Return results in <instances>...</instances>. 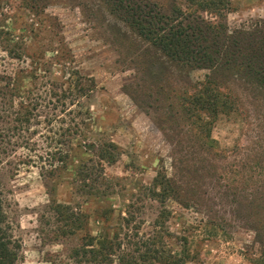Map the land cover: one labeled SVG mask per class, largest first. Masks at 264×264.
<instances>
[{
  "label": "rangeland",
  "instance_id": "1",
  "mask_svg": "<svg viewBox=\"0 0 264 264\" xmlns=\"http://www.w3.org/2000/svg\"><path fill=\"white\" fill-rule=\"evenodd\" d=\"M156 1L192 11L188 0ZM108 8L100 0H0V34L13 37L0 38V72H17L22 88L36 86L45 98L24 131L12 130L21 97L5 93L0 112L1 227L19 246L16 264H95L78 250L88 236L129 250L149 239L177 254L185 242V264H258L264 177L253 164L264 162V100L225 74L156 62L159 52ZM223 12L198 11L233 30L264 19V0H231ZM6 46L25 53L11 57ZM208 75L244 97L237 113L212 124L213 141L202 148L190 141L185 108ZM170 84L177 95L163 92ZM176 111L182 117L172 121ZM55 203L67 206L63 216Z\"/></svg>",
  "mask_w": 264,
  "mask_h": 264
},
{
  "label": "trees",
  "instance_id": "2",
  "mask_svg": "<svg viewBox=\"0 0 264 264\" xmlns=\"http://www.w3.org/2000/svg\"><path fill=\"white\" fill-rule=\"evenodd\" d=\"M100 1L109 7L110 13L128 24L130 28H133L141 36L144 43L147 41L148 47L159 52L155 56L156 62L160 58H166L168 62L177 68H207L212 74L216 73L219 76L225 74L232 78L228 82L230 81L232 85H238L239 89L244 90V94H246L245 91L248 93L253 91L258 93L264 100V19H254L245 27L229 30L228 26L222 24L221 21L206 20L198 13V11H207L216 17H220L224 13L223 11L229 8L231 0H188L192 11L188 10L186 12L176 7L165 11L156 0ZM6 33V37L0 34V38L2 37L5 39V43L9 44L13 41L12 33L8 30L4 34ZM24 47L6 46L5 50L11 57L20 58L21 54L25 53ZM144 51L148 52L149 50L144 48ZM163 62L159 61V64L161 65ZM44 64L45 62L42 65ZM157 69L158 71H151V77L156 73L157 75L160 74L161 70ZM38 70H42L43 73L49 71L45 68H38ZM0 73L4 75V78H0V80L5 84L3 88H0L2 94L0 112L6 111L8 102H6L5 93L9 91L10 97H21L24 102H20V110L14 112V115H17L15 118L17 124L12 127V130L13 132L17 130L24 131L23 127L26 128L33 118L32 110L41 105L45 98L42 94H34L35 89H37L36 86L22 88L24 86L20 85L17 72L1 71ZM42 76L45 77L43 74H36L34 77L38 79ZM207 78V81L193 86V91L190 92L191 94L188 97V105L185 108L190 122V141L200 143L202 148L204 144H209L210 140L213 141L211 138L212 124L220 118V115L229 116L237 113L238 102L244 97L236 91H232L234 93L231 94V87H228L227 83H223V80L219 79L216 82L215 78H210L209 75ZM219 83H222L223 86H219ZM164 88L167 89L165 93L167 95H177L178 93L176 86H165L162 88L163 92ZM225 89H227L226 92ZM1 90H4L3 93ZM71 90L70 88V92ZM74 90L82 91L81 88H74ZM23 94L26 95L22 96ZM55 94L56 92L51 91L52 96ZM61 99L64 98L59 99L56 96L57 103ZM176 101L177 99L174 102ZM183 102H186L185 99ZM48 103H52V100ZM48 103L45 105H48ZM175 114H177H173L175 118L172 115L170 116L172 121L181 119L182 115L178 114V111ZM204 116L207 117V120L204 119ZM74 127L76 128L75 125ZM70 129L72 127H68V130ZM60 135L62 136V134ZM57 143L62 144L63 142L58 139ZM193 147L194 145L190 148L193 149ZM196 147L198 148V145ZM253 165L258 171L259 177H264V162L261 156L257 157V161ZM165 179L167 182L170 181L169 178ZM261 182L258 193L264 195V178ZM168 189L169 185L167 184L163 193L167 192ZM53 208L61 216L67 212V206L60 203H55ZM2 210V200L0 198V264H16L19 258V246L12 242L11 236L6 234V231L1 227L5 220V214ZM69 218L80 222V218L73 214ZM101 239L103 240L88 236L86 242L78 249L81 250L83 257L89 256L90 261H94L95 264H112L111 256H115L117 250L120 251L117 256V264H185L191 259L190 253L183 247V245H186L185 242L182 243V248L177 254L164 249H156L155 242L149 239L142 240L139 243L140 246H144L143 252L137 244H134L133 250H129L128 248H122L119 242L105 240L103 237ZM258 264H264V256Z\"/></svg>",
  "mask_w": 264,
  "mask_h": 264
}]
</instances>
